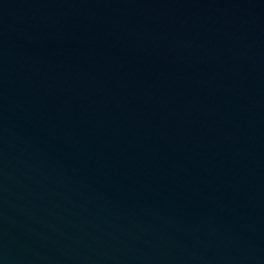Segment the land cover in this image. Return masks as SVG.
Segmentation results:
<instances>
[{"label": "water", "instance_id": "water-1", "mask_svg": "<svg viewBox=\"0 0 264 264\" xmlns=\"http://www.w3.org/2000/svg\"><path fill=\"white\" fill-rule=\"evenodd\" d=\"M0 264H264V0H0Z\"/></svg>", "mask_w": 264, "mask_h": 264}]
</instances>
